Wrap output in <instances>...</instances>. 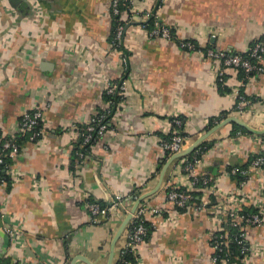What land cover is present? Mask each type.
Wrapping results in <instances>:
<instances>
[{
	"label": "crops",
	"instance_id": "1",
	"mask_svg": "<svg viewBox=\"0 0 264 264\" xmlns=\"http://www.w3.org/2000/svg\"><path fill=\"white\" fill-rule=\"evenodd\" d=\"M111 1L0 0V146L12 139L22 148L11 164V184L0 185V204L11 216H0V261L109 264L114 251L117 264L128 233L126 228L119 236L124 221L140 198L152 194L140 205L164 212L147 219L149 237L138 249V264H212L214 209L196 210L210 197L194 190L192 204L180 211L166 202L169 189L188 186L178 160L155 192L172 158L158 133L170 135L169 119L182 117L186 150L228 118L264 132V75L244 85L239 71L229 69L225 86L231 93L222 95L218 63L172 41L150 39L142 23L160 0H129L134 17L124 38L130 53L126 101L104 139L72 171L80 138L70 127L86 124L95 110L106 108L103 93L122 76L121 53L108 41ZM158 15L180 40L215 50L245 53L264 37V0H162ZM241 89L251 101L243 113L233 112ZM37 108L46 115L44 137L32 143L22 137L20 125L24 114ZM225 113L228 118L206 131ZM232 130L227 124L206 140L212 146L197 169L218 180L220 196L240 190L236 180L223 177L230 166L242 167L264 154V134L234 136ZM258 188L255 177L243 189L245 206L254 205ZM133 192L138 196L131 197ZM115 194L130 196L125 207L93 225L86 203L107 205ZM11 221L24 223L17 237L4 232ZM247 242L255 248L254 264H264V226L249 228Z\"/></svg>",
	"mask_w": 264,
	"mask_h": 264
},
{
	"label": "built area",
	"instance_id": "2",
	"mask_svg": "<svg viewBox=\"0 0 264 264\" xmlns=\"http://www.w3.org/2000/svg\"><path fill=\"white\" fill-rule=\"evenodd\" d=\"M129 0H112L111 8L115 15L120 14L119 7L121 3ZM132 11V8H131ZM124 28L120 27L118 30L117 38L121 39L123 36ZM154 39H162L166 41H172V35L170 29L165 25L156 24V30L151 34ZM200 48H205L199 45ZM182 50L188 52L201 54L207 59L214 63L220 65L219 71H217V77H223L226 75V71L229 69L236 71H244L249 80L253 78L251 75L257 72L259 75H264V41L257 42L252 48L247 52V56L242 53H237L233 51H222V50H212L207 49L206 51L196 49L195 44L191 42H182L180 47ZM117 52H120L116 50ZM121 53V60L123 71L125 72L127 67V59ZM121 78V77H120ZM119 78V79H120ZM118 80V79H117ZM117 80H112L109 82L105 91L111 96L115 94L123 96L126 99V81L121 85L114 83ZM237 98H240L239 90L236 92ZM126 101V100H125ZM106 108L102 109V112L95 110L90 116L89 120L82 130L80 125H72L70 127L71 131H76L79 138L83 139V146L89 144L93 140L100 141L104 139L106 133L108 132V117L110 115L111 102L105 103ZM124 103L118 107H123ZM248 105V102L241 99L238 111L243 113V110ZM122 110V109H121ZM45 112L42 108H37L33 111L24 114L21 120L20 133L22 137H26L28 141L35 143L40 141L44 137V121ZM176 128L182 125V121L179 119L170 122ZM242 135V133H238ZM188 137L182 135L180 131L175 130L172 133L170 140L160 139V145L162 149L167 152L170 156L176 155L183 150H185V144ZM0 185L7 186L6 180L2 177L1 172L7 174L10 178L12 175V166L6 163V158L13 161L17 156L20 155L22 148L12 139H7L0 146ZM79 158H85L83 153H79ZM206 153L201 158H194L193 162H188L185 158L178 160V168L181 172V177L184 182L187 180V188H171L167 191L166 202L173 204L179 211L186 210L190 207L194 200V190H201L203 193L211 198H215V204L212 200L209 202L202 203L196 210L199 212L206 211L207 208L210 209L213 206V217H216V222L213 223L214 231L210 235L211 247H212V264H254V250L247 242V230L253 227L264 226V158L260 157L254 160L251 165L245 169L241 170L238 167H229L223 177L224 179H232L241 174L244 180L240 183L237 192H228L225 196H220L222 190L218 186V180H214L208 175L198 174V167L202 166L204 163ZM257 178L259 183V188L255 190L258 195L254 194V205L255 209L259 211L251 217L245 218L242 216V208L247 204V198L244 197L243 189L252 181ZM12 182V179H11ZM222 197L224 200L222 201ZM130 196H124L121 194H115L108 199V204L106 206L101 205L98 202H88L86 203V209L90 216L91 223L97 225L100 219L108 218L110 213L117 211L125 207V204ZM163 208L151 207L146 204L140 205L133 215L132 221L130 222L127 239L124 248L121 250L120 255H131L135 259V263H125L124 264H138V249L142 246L148 237L149 230L146 226L147 219L149 216L160 217L163 215ZM0 216L1 218H11V216L5 212V207L0 204ZM174 218V216H173ZM172 221L171 219H168ZM175 220V218H174ZM23 222L19 221V224L11 221L6 227H4V232L11 237H17L23 231ZM237 229L238 232L235 235H231V230ZM234 243H238L240 247V255L232 256L230 251V246ZM253 250V251H252ZM14 264H22L16 262Z\"/></svg>",
	"mask_w": 264,
	"mask_h": 264
},
{
	"label": "trees",
	"instance_id": "3",
	"mask_svg": "<svg viewBox=\"0 0 264 264\" xmlns=\"http://www.w3.org/2000/svg\"><path fill=\"white\" fill-rule=\"evenodd\" d=\"M162 5V0H160L158 2V4L156 5L154 11L151 13V17L149 19L148 22H145V23H142V26L144 27V29L148 32V35L150 37V39H153V37H151V34L154 30H156V24H160L162 26H166L170 29V32H171V35H172V42L176 43L179 47H181L182 45V42H191L193 44H195L196 46V49H200V50H203V51H206L207 49H212V50H215L213 48V46L211 45H207L205 48H200L198 42L194 41V40H180L178 38V34L176 32L175 29L167 26L163 21L162 19L159 17L158 15V12H159V9ZM131 8H132V5L130 3V1H126L124 3H121L120 7H119V10H120V14L119 15H115L113 13V9L111 8V16H112V28H111V32H110V36H109V43L110 45L112 46V49L113 50H118L120 52L123 53L124 57L127 59V67L125 69V72L122 74L121 78L118 79L117 81H115L114 83H118V84H122L124 81H127L128 78H129V72H130V64H129V57H130V53L127 52L125 46H124V38L126 36V27L129 23H131L133 17H134V14L132 13L131 11ZM120 27H123L124 28V32H123V36L121 39H118L117 38V34H118V30ZM264 41V37L256 40L255 42L252 43V45L250 46V48H252L257 42H262ZM249 48V49H250ZM248 52V51H247ZM247 52L245 53H242L244 56H247ZM192 53V52H191ZM239 53V52H237ZM240 73V76H241V80L243 82L244 85H246L250 80L247 76V74L240 70L239 71ZM257 75H259L257 72L253 73L251 75V77H256ZM227 82V74L224 75L223 77H217L216 78V85H217V88H218V91L222 94V95H228L231 93V90L228 89L226 86H225V83ZM241 99H244L248 102L249 104V101L251 100H248L247 96L244 95L242 89L240 90V98H237V101L235 103V106H234V109H233V112H238V108H239V104H240V101ZM256 98H254L255 100ZM103 100H104V103H109L111 102V108H110V115L108 117V129H109V124H110V120L112 119V117L117 114L122 108L121 107H118L119 105H121L122 103H125V97L123 96H119L117 94H115L114 96H111L107 93V91H104L103 93ZM98 112H102V109L98 108L97 109ZM228 118V114H222V116H220V118H218V120H215L216 122H214L213 120L210 121V124L208 125V127L206 128V131L212 129L214 127V125H217L219 124L222 120ZM176 119H179L182 121V125L178 128H176V126L173 124L172 128H173V131L175 130H178L180 131V133L186 137H188L187 133H185V120L182 118V117H179V118H170V122H173L174 120ZM231 127L233 128L232 132H231V135H234L237 134V133H244V134H250L245 128H242L240 127L239 125L237 124H231ZM80 128L83 130L85 128V125H80ZM173 133V132H172ZM172 133L170 135H163V134H160L158 133V135L161 137L162 140H170L171 137H172ZM25 140H28L26 137L24 138ZM5 142V141H4ZM3 142V143H4ZM17 144L20 145V142L19 141H15ZM99 141L97 140H93L92 142H90L89 144L83 146V139L80 138V145H79V148L78 150L74 151V158L72 160V164H71V169L72 171H74V165L76 163H79L81 161V158H79V153H83L84 155L88 154L90 152V149L93 145L97 144ZM2 143V144H3ZM1 144V145H2ZM212 144H210L209 142H204L202 143L192 154H190L189 156H187L185 158V160H187L188 162H193L194 161V158L197 157V158H201L203 157V155L205 153H207L210 148H211ZM81 147V149H80ZM1 148V147H0ZM167 153V152H166ZM168 154V153H167ZM260 157H263L264 158V154H261V155H255L253 157H251L248 161V163L242 167H238L240 168L241 170H245L247 169L251 163L256 160L257 158H260ZM6 163L8 165L11 166L12 164V161L9 159V158H6ZM229 170L231 168H228ZM1 175L2 177L6 180L7 184L10 185L11 184V178L9 176H7V174L1 172ZM233 180H236L238 183L242 182L244 180V177L241 175V174H238L237 176H235L233 178ZM138 195L136 194V192H133L131 194V197H137ZM213 204H215V198H211ZM103 204V203H101ZM103 206H106L105 204H103ZM259 211L257 209H255L253 206H245L242 208V211H241V214L242 216H244L245 218H248V217H251L255 214H258ZM146 226L148 227V230H149V225L146 224ZM129 229H131V226H129ZM238 230L237 229H233L231 230V235H235L237 234ZM148 237H149V234H148ZM147 237V239H148ZM146 239V240H147ZM240 245L238 243H234L230 246V251L232 252V256H239L240 255ZM66 252H67V255L69 254V245L66 244ZM124 261L125 263H135V259L131 256V255H128V254H125V255H119V260L117 261V264H124ZM68 263V260H66V264ZM0 264H12L11 261L9 259H5V260H1L0 261Z\"/></svg>",
	"mask_w": 264,
	"mask_h": 264
},
{
	"label": "water",
	"instance_id": "4",
	"mask_svg": "<svg viewBox=\"0 0 264 264\" xmlns=\"http://www.w3.org/2000/svg\"><path fill=\"white\" fill-rule=\"evenodd\" d=\"M227 124H237L240 127L245 128L247 131H249V132H251L253 134H256V135H263L264 134V132H259L257 130H254V129L250 128L244 122H242L241 120H239V119H237L235 117L228 118L227 120H225L224 122H222L221 124H219L218 126H216L213 130H211L210 132H208L205 136H203L198 141H196L191 147H189L188 149L183 150L182 152H180V153L172 156V158L170 159L169 163L166 165L165 169L162 172V176H161V179H160V184H159L158 188L155 190V192H157L158 189L161 187L162 182H163V179H164V175H165L167 169L169 168L170 164H172L176 160H180V159L185 158V157L189 156L190 154H192L202 143L206 142V140L212 134H214L215 132H217L218 130H220L222 127H224ZM155 192H153V193H155ZM150 195H152V194H149V195H146V196H150ZM146 196L140 198L137 201L135 207L133 208V210L131 211V213L127 216L126 220L124 221L123 228L120 231L119 236L122 234V232L126 228H128L130 222L132 221V218H133L134 213L136 212V210H137L138 206L140 205V203L142 202V200H144L145 198H147ZM117 240H118V238L116 239V241ZM116 241H115V243H116ZM113 259H114V251L112 252V256L110 258L109 264H113ZM73 264H75V262H73ZM87 264H90V263L87 262Z\"/></svg>",
	"mask_w": 264,
	"mask_h": 264
}]
</instances>
